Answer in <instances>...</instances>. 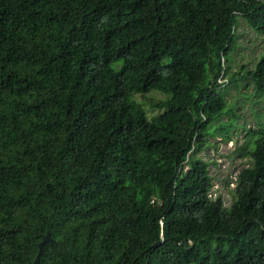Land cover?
I'll use <instances>...</instances> for the list:
<instances>
[{"label":"trees","instance_id":"trees-1","mask_svg":"<svg viewBox=\"0 0 264 264\" xmlns=\"http://www.w3.org/2000/svg\"><path fill=\"white\" fill-rule=\"evenodd\" d=\"M240 20L264 37V0H0V264L48 234L40 264H264V129L230 206L199 156L225 89L264 95Z\"/></svg>","mask_w":264,"mask_h":264},{"label":"rangeland","instance_id":"rangeland-1","mask_svg":"<svg viewBox=\"0 0 264 264\" xmlns=\"http://www.w3.org/2000/svg\"><path fill=\"white\" fill-rule=\"evenodd\" d=\"M236 33V46L230 56L231 71L244 76L264 53V37L254 32L243 20H240ZM225 90L228 107L233 108L237 118L230 113L224 116L221 122L225 128H229L230 123L236 127L228 129V136L231 138L228 142L222 134L223 131H217L215 136L209 138L208 148L199 156L210 162V174L213 178L212 197L221 195L225 205L230 206L238 174L251 165L249 157H242L243 152L250 148L246 145L249 135L257 139L251 130L264 129V95L255 93L253 86L246 80H238ZM164 98L156 92L135 97L149 116L162 112L154 106Z\"/></svg>","mask_w":264,"mask_h":264},{"label":"water","instance_id":"water-1","mask_svg":"<svg viewBox=\"0 0 264 264\" xmlns=\"http://www.w3.org/2000/svg\"><path fill=\"white\" fill-rule=\"evenodd\" d=\"M51 239L50 234H48L46 237H44L43 241L39 244V252L34 260L33 264H40V257L43 252L44 245Z\"/></svg>","mask_w":264,"mask_h":264}]
</instances>
